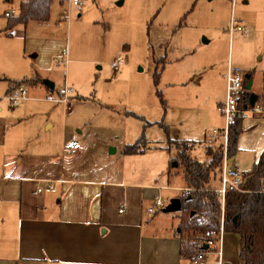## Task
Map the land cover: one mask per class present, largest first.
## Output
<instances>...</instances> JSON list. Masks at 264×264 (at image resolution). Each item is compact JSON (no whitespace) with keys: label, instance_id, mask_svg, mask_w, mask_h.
I'll return each mask as SVG.
<instances>
[{"label":"rangeland","instance_id":"1","mask_svg":"<svg viewBox=\"0 0 264 264\" xmlns=\"http://www.w3.org/2000/svg\"><path fill=\"white\" fill-rule=\"evenodd\" d=\"M83 2L81 7L70 6V16L63 20L64 6L61 0H54L50 27L53 33L41 40V44L48 47L47 55H56L53 76L58 89L70 85L77 92L65 108L49 102L46 97L39 100L37 112L27 114V123L39 122L43 128L45 122L52 121L54 126L46 128L44 134L58 143L62 137L78 141L83 156L75 160L82 169L79 172L82 177L106 176L110 180H122L125 174L131 182L183 184V166L175 167L172 171L179 173L168 181L165 173L139 170L142 165L130 161L123 150L143 133L149 146L167 144L168 134L160 124L163 120L170 127V137L201 141L192 156L206 160L204 146L210 145L203 142L200 129L195 130V126L206 113L220 115L215 102L224 92L222 76L228 60L232 58L234 64L245 71L250 67L258 73L264 71V0H247L246 3L237 0L235 5L231 0ZM5 4L0 0V27L7 23L5 13L11 9ZM65 6L68 8V3ZM233 17L244 21V33L230 34ZM21 27L23 29V25ZM31 29H39L37 23L31 22L29 31ZM66 51L70 59L67 68L59 65ZM119 57L124 63L115 70L112 63ZM240 59L246 61L241 63ZM162 66L156 85L155 69ZM184 78L190 79L191 84H202L203 89L190 87L186 91L172 86L173 79ZM200 78L203 81L198 82ZM218 144L211 147L216 149ZM169 150L171 157L178 156L176 148ZM234 159L231 157V163ZM139 173L140 177L136 178ZM218 178L219 172L215 185L219 184ZM179 193L164 190L161 195L168 204ZM163 210L159 208L158 213ZM180 215L178 211L169 216H174L177 223ZM202 234L185 233L196 244ZM239 251L240 236L226 233V262L239 264ZM209 260L210 264H215L214 255L209 256Z\"/></svg>","mask_w":264,"mask_h":264},{"label":"crops","instance_id":"2","mask_svg":"<svg viewBox=\"0 0 264 264\" xmlns=\"http://www.w3.org/2000/svg\"><path fill=\"white\" fill-rule=\"evenodd\" d=\"M3 1L18 12L7 16V23L0 27V264H192L190 256L181 253L177 230L180 218L175 223L174 216H169L171 212L158 213L159 208L150 211L159 187H162L161 194L164 190H176L180 193L174 197H180L187 189L186 181L177 185L170 182L151 185L127 181L125 174L122 180H110L106 176L82 177L79 173L82 169L75 160L83 156L82 147L74 156L64 152L65 146L78 141L62 137L58 143L44 134L46 128L54 126L52 121L45 122V128L40 127L38 121L35 125L27 123V114L38 110L37 102L58 90L53 76L56 55L48 56V47L41 44L46 35L53 33L50 27L54 0L48 20H31L12 28L10 21L19 14L22 0ZM66 3L61 0L63 20L68 19L65 15L70 16V6H74L68 3L67 8ZM235 3L232 1V5ZM31 22L37 23L39 29L29 31ZM241 22L246 31L244 21ZM236 32L239 31H230V34ZM68 55L66 51L62 59L67 62H59V65L67 68ZM230 61L234 63L232 58L228 63ZM245 61L240 59L241 63ZM228 63L223 69L224 81ZM245 72L252 76V87L247 90L257 96L255 105L250 108L260 111L243 115V130L232 163L241 174L250 172L264 153V71L258 73L250 67ZM201 81L203 78L198 80ZM190 82L187 78L173 79L171 84L186 91L190 87L203 89L202 84ZM18 83L25 84L30 95L20 105L12 107L6 94ZM76 92L75 88L72 97ZM225 94L226 81L223 94L215 102L217 110ZM51 103L64 108L68 105ZM218 113L219 116L206 113L195 126V130L200 129L203 142H209L210 147L219 143L212 138L213 130L225 125L219 110ZM173 138L195 141L189 137ZM195 142L197 145L201 141ZM160 147L150 146L144 153L123 152V155L142 165L139 170L165 173L170 181L171 176L179 172L169 171L170 150ZM208 160L206 153L205 161ZM139 177L140 173L136 178ZM220 180L221 177L218 187ZM51 184L53 188L49 187ZM38 188L43 190L34 194ZM122 207L124 212L119 211Z\"/></svg>","mask_w":264,"mask_h":264},{"label":"trees","instance_id":"3","mask_svg":"<svg viewBox=\"0 0 264 264\" xmlns=\"http://www.w3.org/2000/svg\"><path fill=\"white\" fill-rule=\"evenodd\" d=\"M52 0H22L20 12L10 21V28L17 24H27L31 20L46 21L50 18ZM164 66L156 67L154 73L155 84H159L160 76ZM245 77L244 91L239 100V106L247 109L250 104V92L247 84L251 78ZM36 81H39L37 79ZM19 84V83H18ZM160 97L163 99L162 92ZM243 116L238 115L230 126L229 155L233 157L238 151V139L242 133ZM153 125V122H148ZM161 126L168 134L167 144L160 148H176L178 156L172 157L169 171L176 167L183 166L184 177L187 189L180 196L182 209L178 236L181 238V253L184 256H191L201 247L185 235L186 232L194 231L203 233L206 230H218L222 220V204L215 185L217 173L220 175V163L223 158L222 146L216 149L208 146L206 153L208 161H200L192 156V151L197 142L174 139L170 137V127L163 120ZM144 133L134 143L125 146V154L144 153L150 148L144 139ZM243 191H229L224 208V226L226 233H236L240 236L239 264H264V194L261 189L264 186V153L260 156L252 170L243 174ZM220 178V176H219ZM218 178V179H219ZM204 217L206 220H204Z\"/></svg>","mask_w":264,"mask_h":264},{"label":"built area","instance_id":"4","mask_svg":"<svg viewBox=\"0 0 264 264\" xmlns=\"http://www.w3.org/2000/svg\"><path fill=\"white\" fill-rule=\"evenodd\" d=\"M69 4H74L75 6H83V0H65ZM234 3L236 0H232ZM18 10L11 8L10 11H7L6 16H13L17 14ZM69 14L65 15V18H68ZM230 31L235 32H244L245 27L240 19L233 17L231 19ZM61 63H66L67 59L59 60ZM123 63V58H117L112 66L115 69H118L119 66ZM246 77L245 70L233 62L228 63L225 81H226V94L223 101L218 106V110L224 118L225 125L220 129L213 130L212 138L216 141H219V146H222L223 149V158L220 163V186L216 189L217 193L220 196L222 204V220L221 225L218 230L209 229L203 232L202 236L198 239V245L201 247L193 255L190 256L192 264H210L209 256H215V264H226L224 256V241L226 230L224 226V208L226 204L227 194L229 191H243L244 189V177L231 163V157L229 155V135H230V126L235 121L238 115L243 116L249 111H260L258 108L247 109L241 108L239 106V100L242 92L244 91V80ZM75 93V88L70 85H65L62 88L58 89L55 92H51L46 96V99L51 102L58 104L67 105L70 98ZM30 95L29 88L25 84H17L13 87L7 94L6 97L10 101L12 107H17L20 103L26 100ZM81 148V145L77 143L68 144L64 147V152L68 155H74ZM53 188L51 184L49 186ZM162 187H159V194L154 200V204L150 207V211H154L155 208H165L167 203L164 201L161 195ZM43 189L38 188L34 194L41 192ZM264 194V186L261 189ZM124 212L125 208L122 207L119 210ZM204 220L206 218L204 217ZM207 246V248H204Z\"/></svg>","mask_w":264,"mask_h":264},{"label":"water","instance_id":"5","mask_svg":"<svg viewBox=\"0 0 264 264\" xmlns=\"http://www.w3.org/2000/svg\"><path fill=\"white\" fill-rule=\"evenodd\" d=\"M118 4H122V1H119ZM246 77H249L246 75ZM252 87V78L249 80L247 89L250 90ZM257 100L256 94L252 93L250 97L251 105L254 106ZM174 166H177V163L174 162ZM182 209V200L180 197H174L170 200L169 204L164 208V212H178ZM204 248H207V246H204ZM226 264H231L230 262H226Z\"/></svg>","mask_w":264,"mask_h":264}]
</instances>
